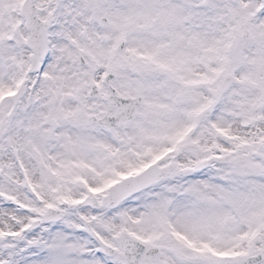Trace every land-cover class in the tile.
Wrapping results in <instances>:
<instances>
[{
	"label": "snow or ice",
	"instance_id": "1",
	"mask_svg": "<svg viewBox=\"0 0 264 264\" xmlns=\"http://www.w3.org/2000/svg\"><path fill=\"white\" fill-rule=\"evenodd\" d=\"M0 264H264V0H0Z\"/></svg>",
	"mask_w": 264,
	"mask_h": 264
}]
</instances>
